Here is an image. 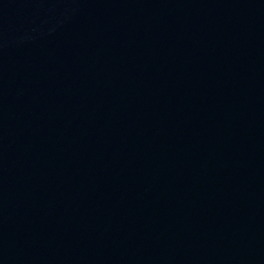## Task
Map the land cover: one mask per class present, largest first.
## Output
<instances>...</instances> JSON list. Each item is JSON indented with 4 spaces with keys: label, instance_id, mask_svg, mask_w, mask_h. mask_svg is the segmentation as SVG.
Here are the masks:
<instances>
[{
    "label": "water",
    "instance_id": "95a60500",
    "mask_svg": "<svg viewBox=\"0 0 264 264\" xmlns=\"http://www.w3.org/2000/svg\"><path fill=\"white\" fill-rule=\"evenodd\" d=\"M0 264H264V0H0Z\"/></svg>",
    "mask_w": 264,
    "mask_h": 264
}]
</instances>
